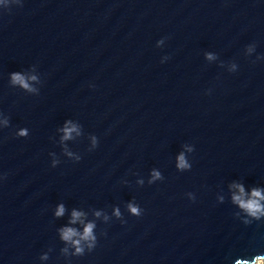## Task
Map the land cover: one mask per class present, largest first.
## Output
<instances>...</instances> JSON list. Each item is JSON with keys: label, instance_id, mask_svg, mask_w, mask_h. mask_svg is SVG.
<instances>
[{"label": "water", "instance_id": "1", "mask_svg": "<svg viewBox=\"0 0 264 264\" xmlns=\"http://www.w3.org/2000/svg\"><path fill=\"white\" fill-rule=\"evenodd\" d=\"M257 56L264 0H23L0 9V119H10L0 128V264H230L264 251V223L236 219L228 187L264 186ZM32 65L38 95L9 83L12 71ZM66 119L83 126L65 142L78 162L58 143ZM20 127L29 136L16 137ZM89 133L99 138L92 151ZM182 151L192 164L183 172ZM154 167L164 179L148 184ZM133 199L139 217L126 209ZM58 203L66 208L59 218ZM117 206L126 223L112 215ZM74 208L96 221L98 243L72 257L57 229ZM44 252L49 259H40Z\"/></svg>", "mask_w": 264, "mask_h": 264}, {"label": "clouds", "instance_id": "2", "mask_svg": "<svg viewBox=\"0 0 264 264\" xmlns=\"http://www.w3.org/2000/svg\"><path fill=\"white\" fill-rule=\"evenodd\" d=\"M11 5H17L23 7V0H0V9L10 10ZM164 37L156 41L157 47H162L165 43ZM256 44L250 43L245 47V53L250 56L251 53L255 52ZM205 58L208 61H213L217 59V55L212 51L205 52ZM168 57H162L161 62L167 60ZM257 59H264V56H257ZM223 61H221V66H223ZM238 69V65L236 62H232L229 68V72H235ZM9 83L13 87H18L29 94H39V87L37 85L42 84L40 76L36 73V65L31 66V71H12L10 74ZM90 87H94V85H89ZM210 91V90H209ZM4 114L0 112V116ZM10 125V119L8 116H4L3 119H0V128H7ZM83 126L76 120L66 119L63 122V126L57 128V132L61 133L59 136L58 143L62 147L63 154L74 161H80L81 155L70 150L68 145L65 143L66 141L74 140L75 136H81ZM14 135L16 137H27L29 136V129L26 127L18 128ZM88 137L91 140V144L89 145V151L96 149L99 146V138L94 133H89ZM184 148L187 152H193L194 145L185 144ZM50 156L53 157L51 160V166L56 167L60 160L56 156L55 152L49 153ZM192 164L187 159L185 152H180L176 157V168L181 172L185 170H190ZM164 176L160 170L157 168H152L150 173V178L148 180V184H153L155 181H162ZM123 183L127 184L128 181L124 180ZM138 185L143 186L144 180L139 179L136 181ZM229 190L231 192L230 200L231 204L238 209L233 213V216L238 219L245 226L252 225L254 222H262L264 223V186H253L250 190H246L244 184L237 180H233L229 185ZM189 199L195 201L196 197L193 193L189 192ZM217 201L219 203L224 202V197H217ZM126 209L130 215L133 216H141L143 214V209L141 206L135 202V200L128 201L126 203ZM66 212L65 205L63 203H58L55 207L53 215L57 218L64 216ZM86 213L81 210L72 209L70 220L68 225L61 226L57 229L59 239L65 242V244H70L74 251L71 253V256H83L86 252H91L95 249L98 243V237L96 234L97 223L94 220H90L85 222ZM95 217L99 218L103 215V220L107 223L110 217L107 214L102 213L97 210L94 212ZM112 215L121 221V223H126L123 218V214L121 209L117 206L113 208ZM80 223L83 228L82 231L78 230L75 227L70 225H74L76 223ZM51 251V249H49ZM61 251L65 254L68 253V248L64 247ZM40 259L47 260L49 259L48 252H44ZM230 264H264V251L255 252L252 255H237L234 258H230Z\"/></svg>", "mask_w": 264, "mask_h": 264}]
</instances>
